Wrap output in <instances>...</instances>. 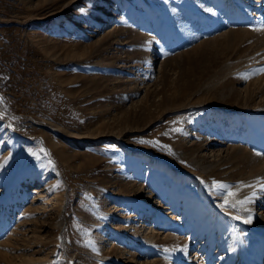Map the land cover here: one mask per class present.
<instances>
[{
    "label": "rangeland",
    "instance_id": "374dc122",
    "mask_svg": "<svg viewBox=\"0 0 264 264\" xmlns=\"http://www.w3.org/2000/svg\"><path fill=\"white\" fill-rule=\"evenodd\" d=\"M262 184L264 0H0V264H264Z\"/></svg>",
    "mask_w": 264,
    "mask_h": 264
},
{
    "label": "snow or ice",
    "instance_id": "6c2138e0",
    "mask_svg": "<svg viewBox=\"0 0 264 264\" xmlns=\"http://www.w3.org/2000/svg\"><path fill=\"white\" fill-rule=\"evenodd\" d=\"M214 187L223 188V187H226V185H223V184L220 183V182H216V183L214 184ZM261 187L264 188V184H262ZM229 195H235V193L229 192ZM247 200H248V198H246L245 201H241L240 203H244V202H246ZM228 203H229V201L226 200V201H225V204H228ZM232 206L235 207L236 205H235V204H232ZM236 218H237V219H240V217H236ZM245 222H246V223H250V222H251V217H249V219L246 220Z\"/></svg>",
    "mask_w": 264,
    "mask_h": 264
},
{
    "label": "bare ground",
    "instance_id": "6f19581e",
    "mask_svg": "<svg viewBox=\"0 0 264 264\" xmlns=\"http://www.w3.org/2000/svg\"><path fill=\"white\" fill-rule=\"evenodd\" d=\"M249 14H250V13H249ZM249 17H250V15H249ZM261 220H264V216H262ZM261 223H262V222H261ZM263 230H264V228H263ZM259 261L261 262V258H260ZM260 262H259V264H260Z\"/></svg>",
    "mask_w": 264,
    "mask_h": 264
}]
</instances>
